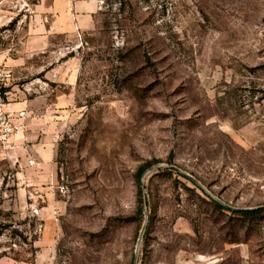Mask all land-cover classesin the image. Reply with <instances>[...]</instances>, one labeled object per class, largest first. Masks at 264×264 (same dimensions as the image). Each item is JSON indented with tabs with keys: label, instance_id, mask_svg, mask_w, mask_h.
Segmentation results:
<instances>
[{
	"label": "rangeland",
	"instance_id": "rangeland-1",
	"mask_svg": "<svg viewBox=\"0 0 264 264\" xmlns=\"http://www.w3.org/2000/svg\"><path fill=\"white\" fill-rule=\"evenodd\" d=\"M0 66V264H264V0H0Z\"/></svg>",
	"mask_w": 264,
	"mask_h": 264
},
{
	"label": "built area",
	"instance_id": "built-area-1",
	"mask_svg": "<svg viewBox=\"0 0 264 264\" xmlns=\"http://www.w3.org/2000/svg\"><path fill=\"white\" fill-rule=\"evenodd\" d=\"M11 71L0 66V150L13 149L17 137L24 135L26 126L20 116L10 111L8 103L11 87ZM9 104V105H8Z\"/></svg>",
	"mask_w": 264,
	"mask_h": 264
},
{
	"label": "crops",
	"instance_id": "crops-1",
	"mask_svg": "<svg viewBox=\"0 0 264 264\" xmlns=\"http://www.w3.org/2000/svg\"><path fill=\"white\" fill-rule=\"evenodd\" d=\"M70 7L76 11V13H89V14H94L97 9V3L96 2H90V3H83V2H79V3H69ZM66 6L69 9V6L66 2ZM68 13V12H67ZM66 13V15H67ZM10 111H22L24 109V105L20 104V105H15V106H11ZM26 139L25 134L21 135L18 137L19 142H22L23 144L25 143L24 140Z\"/></svg>",
	"mask_w": 264,
	"mask_h": 264
},
{
	"label": "trees",
	"instance_id": "trees-1",
	"mask_svg": "<svg viewBox=\"0 0 264 264\" xmlns=\"http://www.w3.org/2000/svg\"><path fill=\"white\" fill-rule=\"evenodd\" d=\"M218 207L221 208L220 205H219ZM258 213H259V212H241V213H239V215H243V216H245V217L253 218V217L257 216ZM10 227H12V224L8 226V225H5V224L3 223V221H1V222H0V237H1V236H4L5 233H6V231H7ZM9 236H10L11 240L14 241V243L17 242V238H20V239L23 238L22 233H20L18 230H13V231L10 233ZM4 255H6V254H4ZM16 260H19V258L16 259Z\"/></svg>",
	"mask_w": 264,
	"mask_h": 264
},
{
	"label": "water",
	"instance_id": "water-1",
	"mask_svg": "<svg viewBox=\"0 0 264 264\" xmlns=\"http://www.w3.org/2000/svg\"><path fill=\"white\" fill-rule=\"evenodd\" d=\"M173 171H176L177 173H179L180 175L186 177L188 180H190L191 182H193L196 186L200 187V185L198 184V182H196L193 178H191L190 176H187L186 174H184L183 172H181L180 170L176 169V168H171ZM217 203L222 206V207H226L222 202L217 201Z\"/></svg>",
	"mask_w": 264,
	"mask_h": 264
}]
</instances>
